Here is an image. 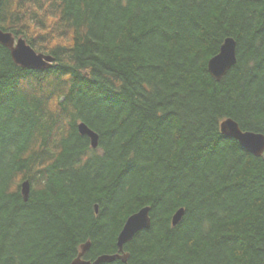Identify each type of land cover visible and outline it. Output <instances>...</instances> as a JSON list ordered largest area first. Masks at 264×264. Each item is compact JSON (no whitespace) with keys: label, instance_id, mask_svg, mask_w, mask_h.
<instances>
[{"label":"trees","instance_id":"1","mask_svg":"<svg viewBox=\"0 0 264 264\" xmlns=\"http://www.w3.org/2000/svg\"><path fill=\"white\" fill-rule=\"evenodd\" d=\"M0 29L56 59L24 69L0 43V264L115 255L145 207L127 262L102 264H264V155L221 131L264 135V0H0Z\"/></svg>","mask_w":264,"mask_h":264},{"label":"water","instance_id":"2","mask_svg":"<svg viewBox=\"0 0 264 264\" xmlns=\"http://www.w3.org/2000/svg\"><path fill=\"white\" fill-rule=\"evenodd\" d=\"M0 43L11 50V55L15 63L24 69L42 70L51 67L55 58L49 55L38 54L24 39L16 41L12 33L0 29ZM237 41L234 38H228L222 45L218 55L213 57L208 65L210 74L217 81H221L227 73L237 64ZM79 131L83 136L91 140L93 148L99 146V134L90 129L85 123L79 125ZM221 131L224 136L232 138L249 153L256 157L264 155V135L251 131H244L238 122L233 119L225 120L221 124ZM25 201H28L31 186L29 181L22 186ZM184 215V210L180 209L173 217V225L177 226ZM152 226L151 208L145 207L139 212L133 214L126 221L122 231L118 236L117 247L119 253L115 255H103L94 262L82 259L90 248V243L82 247V253L72 264H102L111 263L116 259L127 262L129 254L125 252V246L130 243L139 231L150 229Z\"/></svg>","mask_w":264,"mask_h":264}]
</instances>
